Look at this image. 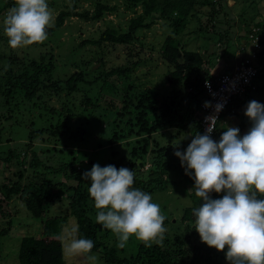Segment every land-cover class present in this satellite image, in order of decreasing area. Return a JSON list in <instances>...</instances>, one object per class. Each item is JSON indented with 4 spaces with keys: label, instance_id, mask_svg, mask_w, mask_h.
<instances>
[{
    "label": "trees",
    "instance_id": "1",
    "mask_svg": "<svg viewBox=\"0 0 264 264\" xmlns=\"http://www.w3.org/2000/svg\"><path fill=\"white\" fill-rule=\"evenodd\" d=\"M68 1L70 7L65 6L57 12L54 25L47 29L48 36H51L57 28L62 27L69 18L74 17L83 22L97 23L104 14H110L117 9L115 5L109 7L107 3L100 0H92L89 4L92 5L90 10L80 7L81 3L89 0ZM119 1L124 12L132 13V16L125 22V28L120 32L117 28L106 26L96 38L82 39L76 47L82 48L89 43L90 47L96 46L97 49L103 51V49L111 50L131 43L142 45L136 38L137 32L142 33L160 20L166 26L165 33L167 34L160 42L161 47L158 53L166 66L164 76L166 82L169 83V93L163 96L156 90H149L135 95V93L130 94L129 91L133 90V86L128 85L122 98H118L119 88L124 82L117 79L116 84H112L107 79L113 76L121 77L120 73L123 76L132 72L142 59L139 57L140 53L134 61L101 74L99 89L91 96L89 89L96 86V78H91L92 70L86 72L85 68L83 70L76 68L77 70L71 73L65 82L51 81L48 66L42 64V54L38 53L37 57L30 58L27 56L26 50L34 47L35 44L13 49L9 46L7 38L0 36V125L7 119H11L19 126L28 127L25 149L35 144L36 139L45 143L49 142L47 144L64 143L66 145L67 140L73 141L79 136L83 139L88 126L99 127L103 120H106V112L116 110V121L112 118L107 122L109 134L112 133L108 140L111 144L110 154L106 157L107 160L105 159L99 165L100 167L112 165L117 169L124 167L132 170L135 173L134 182L136 180L137 188L150 195L166 190L168 186L166 175L170 170L176 171L185 183L194 187L192 170H188L186 174V164L182 166L178 157L174 156L175 151L183 153L184 148L182 144L171 142L177 134L174 131L177 130L186 135L185 142L188 145L196 133L203 135V119L208 115V107H205V103L210 102L211 105L209 91L206 90L203 82L209 81V88L216 89V80L224 75L229 76L234 71L233 66L246 57L248 58L249 55H245L243 50H238L240 56L235 57L234 52L237 49L235 46L230 54L229 47L232 44L227 36V30L226 35L218 39H223L222 56L225 59V67L229 66L230 72L216 74L212 70L216 57L211 49H208V43H212L209 41L214 42L212 36H215V31L213 30L210 37L201 38L200 41H207L206 47L201 46L203 52L198 51L200 46L197 47L198 40L194 39L191 43L196 42L197 50L184 48V41H180L181 33L192 21L197 23L200 17L205 15H208L211 28H205V30L211 31L214 27L212 22L214 15L233 9L235 13L238 10L239 16L246 15L252 20L256 15L259 16L254 25L249 27V24H244L240 29L243 35L237 39L245 41L249 34H252L250 30L245 31L247 25L248 29L256 27L258 31L255 34L258 36L259 44L262 42L264 47V19L260 17L254 0L248 2L241 0V7H238L236 1L233 0L235 8H227L225 0ZM14 4L15 0H0V15H6L5 11H8ZM150 50L153 51L154 47L151 46ZM262 53H264V48L255 54L257 64L246 63L254 69L250 86L254 93L258 94L264 91ZM132 54V49H128L127 55ZM41 75L42 78H40ZM47 81L52 83L48 84ZM60 83L65 85L66 93L64 94L60 93L61 88L58 87ZM56 85L57 89L54 88ZM79 85H82L81 89ZM250 91L246 88L242 95L231 97L217 113V127L210 134L214 141L219 142L226 127H235L234 124L239 129L241 137V132L245 135L249 131L252 122L245 112L248 104L246 100L250 97ZM43 95L53 96L58 106L48 105V98L45 104V101L41 100ZM76 98H79V101ZM69 99L71 101L68 103ZM171 129L174 130L171 131ZM166 131L169 134L165 133ZM155 134H158L159 138L165 137V143L161 144L158 138L155 139L153 137ZM2 140L6 138L0 136V143ZM119 140L126 142L121 147H113L112 144ZM34 153H32L28 167L30 170L38 168L39 173L36 171L37 174H34L32 170L31 179L23 186L19 181L26 170L17 168L25 165L23 151L13 153L7 150L0 153V161L6 164L5 169L7 166L15 167L13 174L16 176L14 181L8 180L10 182L0 183V216L6 219L7 214L3 212L1 206L8 204L13 197H16L24 207L25 218L30 216L39 224L37 236L34 235L36 229L33 233L21 237L18 247H14L18 264H64L66 241H63L61 237L71 239L65 229L70 230L77 225L79 229L77 237L93 241L94 246L88 255L98 257L97 262L100 264H230L228 260L227 262L225 260L227 248L217 251L214 247L207 246L201 241L194 228L195 217L192 209L200 204V199L196 197L194 191L188 193L191 200L190 205L181 209L180 218H175L177 222L164 220V227L167 231L162 246L152 244L151 247H146L144 243L136 239L134 241L133 237H130L126 246L120 249L117 247V237L110 230L96 223L97 210L88 193L90 181L83 179V173L90 171L96 163L77 162V167L60 164L53 168L38 161L36 159L38 155ZM12 162L14 165H11ZM144 164L149 166L142 170ZM48 172L52 175L62 174L66 180L72 182L71 185L46 180L45 175ZM52 190L55 191L51 192ZM209 195L212 199L223 197L221 192H212ZM257 198L264 197L258 195ZM56 203L61 206L55 205ZM13 221L12 216H9L7 221L2 220L0 236L8 234L10 222ZM2 246L3 242L0 241V250ZM82 258L84 257L78 256L77 263L90 262Z\"/></svg>",
    "mask_w": 264,
    "mask_h": 264
},
{
    "label": "clouds",
    "instance_id": "2",
    "mask_svg": "<svg viewBox=\"0 0 264 264\" xmlns=\"http://www.w3.org/2000/svg\"><path fill=\"white\" fill-rule=\"evenodd\" d=\"M54 19L47 0H15L2 21L4 35L13 49L41 44L47 40V29L54 25ZM254 28L250 31L255 36L258 29ZM257 43L256 52L264 48L259 39ZM245 45L251 48L248 39ZM246 63L255 65L258 61L246 57L234 71L242 67L252 72L247 86L251 93L254 69ZM210 106V102L205 103V107ZM222 107L216 104L215 112L219 113ZM245 115L252 126L242 137L238 128L225 126L219 142L214 141L209 134L217 127V116H208L205 134L196 133L186 151H175L174 155L180 158L182 166L186 164V174L188 170L193 173V191L200 204L192 213L201 241L217 251L227 248L230 264H264V198H257L264 197V104L250 101ZM134 176L128 168L98 164L83 173V179L90 181L88 193L97 210L96 223L117 237L120 249L130 237L146 247L162 246L167 231L165 216L150 194L133 187ZM221 191L225 193L222 198H210V193ZM78 230V225L65 229L71 239L61 237L66 241L64 252L83 256L95 264L98 257L88 255L94 243L77 237Z\"/></svg>",
    "mask_w": 264,
    "mask_h": 264
},
{
    "label": "rangeland",
    "instance_id": "3",
    "mask_svg": "<svg viewBox=\"0 0 264 264\" xmlns=\"http://www.w3.org/2000/svg\"><path fill=\"white\" fill-rule=\"evenodd\" d=\"M100 1L103 3H107L109 7H113V5H115L117 9L110 14H104L103 18L97 23L83 22L82 20L76 19L74 17L67 19L62 27L57 28V30L52 32L51 36H48L46 41L41 44H35L34 47L27 49V56L30 58L37 57L38 53L42 54V64L48 66V70H50L51 72V81L61 80V82H65V80L71 75V73H73L77 69L83 70V68H85L86 72L88 70H92L91 78H96V86H93L91 89H89L92 93V96L99 89L101 83L99 80V76L101 74L109 72L110 69L120 68L121 66L134 61L137 58V54L140 53L139 57L142 59L139 61L137 67L132 72L123 76L120 73L121 77L113 76L107 79V81L111 82L112 84H116L117 79H120L124 82L123 85L119 88L118 98H122L128 85L133 86V90L129 91L130 94L135 93L136 95L148 92L149 90H156L158 91V93H160V95L162 94L163 96L168 94L170 87L168 86L169 83L166 82L164 76L166 66L163 64L158 53L161 47L160 42L163 41L164 36L167 34L165 33L166 26L162 21H156L154 25H152L149 29L143 31L142 33L137 32L136 38H138L139 42L142 43V45L138 43H131L126 46L120 45L118 48H112L111 50L103 49V51L97 49L96 46L90 47L89 43L85 44V46L82 48L76 47L82 39L87 40V38L89 37L96 38L100 31L106 28V26L117 28L121 32L125 28L126 20L132 16L131 12H124L122 10V5L119 0ZM225 1V6L227 8H235V5H233V0ZM234 1H236L238 7H241V0ZM248 1L249 0H247V2ZM254 1L256 2V8L259 11L260 17L264 19V0ZM47 2L49 8L53 11L54 17L57 12L63 7H70L68 0H47ZM91 2L92 0H89L86 3L83 2L80 4V7L88 8L90 10L92 8V5H89ZM138 11L139 9L137 8V12ZM5 13H7V10L5 11ZM261 13L263 14L262 16ZM238 14V10L235 13L233 9L227 12L221 11L217 13L216 15H214L215 18H213L212 20V22L214 23V27L211 31L205 30V28L211 29L208 22V15L200 17L197 23L192 21V23L188 25L186 29L181 33L180 41H184L183 47L197 50V47L199 45L200 47H198V51L203 52L202 48L207 46V41L205 42L200 40L204 37H210L214 30L215 36H212L214 42L209 41L212 43H208V49L210 48L211 52L216 57L215 62L212 66V70L216 74H221L224 72L229 73V66L225 67V59L222 56L224 47L223 39L219 40L218 38L226 35V31L228 30L227 36L232 44L229 47V49L231 50L230 54L234 46L237 47L234 52L235 57L240 56L238 50H243V53L246 54L250 49L248 45L242 46V40H238L239 36L243 35V31H241L240 29L243 28L245 23L249 24L250 27L252 26V24L254 25L255 22H257L259 19L258 15H256L254 17L255 19L252 20L246 15L239 16ZM3 16L5 17V15H0V36L7 38L4 35L3 31ZM228 25L229 27H227ZM246 27L247 28H245V31L255 29H248V25ZM193 39L195 41L198 40L197 47L195 41L191 43ZM151 46L154 47L153 51L150 50ZM201 46L203 47L201 48ZM128 49H132L134 55L132 54L131 56H128ZM137 50L141 51L136 53L135 51ZM236 61L238 63V59ZM40 78H42V75L40 76ZM51 81H47V83L50 84L52 83ZM81 86L82 85H79V89H81ZM58 87L61 88V94L66 93V91H64V83H60ZM58 87L56 85L54 88L57 89ZM47 98L49 100L48 105H52L55 107L58 106L53 96L48 97L46 95H43L41 100L45 101L46 104ZM76 99L79 101V98ZM253 100L258 103L264 104V91L259 94L256 92H251L250 97H248L246 101L247 103H249ZM70 101L71 99L68 100V103ZM115 111L116 110H111V112H106V120H103V123L100 124L99 127L88 126L85 129V136H83V139H81V136H79L76 140H67L66 145L64 143L52 145L47 144L49 142L45 143L36 139L35 144H32L27 149H25V144L27 142V134L29 130L28 127L19 126L13 123L11 119H7L0 125V136L6 138V140H2L0 143V153L6 152L7 150H11L13 153L23 151V154L25 156V158L23 159L25 165L17 167L18 170H26L23 172L22 177L19 181L21 186L26 185L31 179L33 172L32 170H34V168H31L30 170L28 167V163L32 156V153L34 152H36V154L38 155L36 156V159L38 161L42 162V164H44L45 166L53 168L57 167L60 164L77 167V162L82 164H92V162H94L98 165H101V163L104 162L105 159L107 160L106 157L110 154L109 147L111 144L108 143V140L110 139L112 133L109 134L107 122H109L108 120L112 118L116 121ZM234 126L236 127L235 124ZM173 130L174 129H171V131ZM73 132H75L74 128ZM174 132H177L179 136L176 134L171 142L182 144L184 147L182 149V152L186 151L188 146V144L185 142L186 135H184L182 132L179 133L177 130H175ZM165 133L169 134L168 131H166ZM158 134H155L153 137H155V139L158 138L161 141V144H164L165 137L159 138ZM243 134L241 132L242 136ZM125 142V140H119L117 142H114L112 145L113 147H121V145H123ZM30 149H32V151ZM177 159L179 162L181 161L179 157ZM5 165L6 164L4 161H0V183L16 180V176H14L13 174L15 167L13 168L7 166L5 169ZM11 165H14L13 162ZM148 166V164H144L142 170L146 169ZM36 171L37 173H39L38 168H36L33 173L37 174ZM45 178L46 180H52L53 183L61 182L66 183V185H71L72 183L70 182V180H66L64 176H62V174L52 175L51 172H48L45 175ZM166 179L168 181L166 190L163 192H155L151 194V196L153 198V202L160 205L161 213L165 216V220L169 219V222H177L175 218H180L181 209L190 205L189 203L191 200L188 193L192 192L194 187L189 183H185L181 175L174 170H170L167 173ZM135 182L133 184V187L137 188ZM54 191L55 190H52L51 192ZM221 193L222 196L225 194L223 191H221ZM55 205L61 206L57 203ZM1 208L3 212L7 214V217L4 220V217L0 216V229L3 226L2 220L7 221L8 217L12 216L14 221L10 222L11 226L8 234L6 236H0V241L3 242L2 250H0V264H18L15 259L16 252L14 247H18V243L21 237L25 236V234L33 233L36 229L37 230L35 231L34 235L37 236L39 234V224L30 216L25 218L24 207L19 203L16 197H13L8 204H3ZM171 210H173V212H171ZM133 240L135 241V237H133ZM116 242H118V239L116 240ZM82 259L84 260V258ZM225 260L227 262V259ZM63 261L64 264H81L77 263L78 256H69L67 254L64 255ZM87 264H92V262H88ZM95 264L100 263L96 261Z\"/></svg>",
    "mask_w": 264,
    "mask_h": 264
},
{
    "label": "built area",
    "instance_id": "4",
    "mask_svg": "<svg viewBox=\"0 0 264 264\" xmlns=\"http://www.w3.org/2000/svg\"><path fill=\"white\" fill-rule=\"evenodd\" d=\"M248 41L250 42L251 45L248 55L250 58L254 59L256 50L259 47L257 43L258 37L256 35L254 36L253 34H249ZM251 73L252 72L249 69H243L242 67L241 68L238 67L229 76L224 75L221 76L219 79H217L216 89H210L209 88L210 82L204 81L203 82L204 87L206 88L207 91H209V97L211 100V106L207 108L208 115L206 117L217 115V113L215 112L216 104L218 103L222 104L224 107L229 102L231 97L235 95H239V96L242 95L245 92L247 86L249 85ZM206 117H204L203 119V127H202L203 134H205V131L208 127V122L205 120Z\"/></svg>",
    "mask_w": 264,
    "mask_h": 264
},
{
    "label": "crops",
    "instance_id": "5",
    "mask_svg": "<svg viewBox=\"0 0 264 264\" xmlns=\"http://www.w3.org/2000/svg\"><path fill=\"white\" fill-rule=\"evenodd\" d=\"M242 42H243V45H242V46H244V45H245V41L243 40ZM236 66H237V65L233 66L232 70H233Z\"/></svg>",
    "mask_w": 264,
    "mask_h": 264
},
{
    "label": "water",
    "instance_id": "6",
    "mask_svg": "<svg viewBox=\"0 0 264 264\" xmlns=\"http://www.w3.org/2000/svg\"><path fill=\"white\" fill-rule=\"evenodd\" d=\"M139 162V161H138Z\"/></svg>",
    "mask_w": 264,
    "mask_h": 264
}]
</instances>
